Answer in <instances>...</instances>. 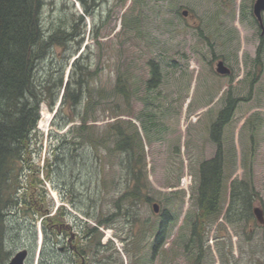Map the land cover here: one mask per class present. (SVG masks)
I'll return each mask as SVG.
<instances>
[{
	"label": "rangeland",
	"instance_id": "obj_1",
	"mask_svg": "<svg viewBox=\"0 0 264 264\" xmlns=\"http://www.w3.org/2000/svg\"><path fill=\"white\" fill-rule=\"evenodd\" d=\"M87 1L90 14L79 0H45L41 21L47 36L58 28L72 31V22H76V30L73 41L53 48L42 63V72L52 66L60 68L76 52L66 67L65 81L75 60L89 64L96 89L110 91L119 74L129 75L133 95L129 103L121 101L130 112L122 119L138 128L153 202L141 204L135 218H111L125 178L118 175L116 161L108 168L106 160L103 182L97 185L99 176L89 157V166L82 169L86 185L78 181V171L64 176L67 184L63 182L60 191L46 183L54 201L48 214H38L51 207L49 198L43 202L45 192L40 188L39 192L34 190L35 196L30 195L31 206L37 210L21 207L7 216L5 246L10 258L6 264L22 250L28 251L26 264H72V256L60 251L62 229L78 237L79 249L93 250L86 264H264V225L256 218L240 227L227 223L222 216L205 225L197 249L189 245L198 212L195 195L199 164L216 153L209 130L231 86L234 97L248 100L239 104L226 129L224 148L227 153L235 149L237 159L226 167L232 178L227 182L223 215L230 203L232 181L250 176L244 159L252 161V183L258 194L254 208L264 210V74L257 76L254 63L261 37L252 17L255 0H126L125 5L119 0ZM185 10L187 17L182 15ZM150 61L158 62L163 74V83L156 91L147 90ZM221 61L231 70L230 75L217 73ZM253 79L257 82L251 86ZM96 105L98 110L91 117L98 122L89 124L102 127L112 121L110 112L104 111L111 103L102 100ZM51 115L43 105L38 128L45 137L53 128ZM256 115L259 118L252 124L259 130L252 140V124H245ZM47 153L46 138L40 158H35L38 166L44 165ZM39 177L43 179L44 173ZM71 189L76 195L73 203L67 197ZM89 193L97 200L95 208L88 201ZM155 203L161 210L168 209L176 223L166 245L154 253L160 222V214L153 211ZM59 207L60 211L64 208L63 222L53 233L48 227ZM89 209L96 217L111 218L110 226L98 229V247H90L93 241L85 239V230L97 227L94 218L85 217ZM136 215L139 220L134 221Z\"/></svg>",
	"mask_w": 264,
	"mask_h": 264
},
{
	"label": "trees",
	"instance_id": "obj_2",
	"mask_svg": "<svg viewBox=\"0 0 264 264\" xmlns=\"http://www.w3.org/2000/svg\"><path fill=\"white\" fill-rule=\"evenodd\" d=\"M79 2L85 12L90 14L88 1ZM119 2L121 5L126 4V0ZM44 6L45 0H0V264H6L10 258L5 246L4 223L7 216L21 207L37 210L31 206L30 195L35 196L34 190L39 192L40 188L45 192L43 202L46 204L49 198L51 207L49 211L42 210L38 214H48L53 209L54 201L49 197L46 183L60 191L62 183L67 184L64 176L69 172L73 174L78 171V181L83 182V186L86 185L82 169L89 166V157L92 158V164L99 176L97 185L103 182L107 161L108 168L116 161L118 175L125 178L111 218L134 217L139 213L141 204L150 205L153 202L149 195L147 163L138 128L122 119L130 112L121 101L129 103L133 95L129 75L119 74L110 91L96 89L92 85L93 75L89 64L81 65L75 60L65 81L66 67L76 52L73 56H68L66 63L60 68L52 66L43 73L42 63L53 48L65 46L68 41H73V30H76V22H72V31L58 28L55 33L47 36L41 21ZM252 17L257 23L253 12ZM81 43L78 42L79 45ZM254 63L257 76L263 75L264 36L260 37ZM149 68L147 90L156 91L163 83L161 66L158 62L150 61ZM255 82L257 81L253 79L251 86ZM224 96L223 108L218 112L209 130L216 153L213 158L202 161L198 169L195 195L198 212L189 240V245L195 249L202 243V230L208 223L224 216L227 223L243 227L251 224L255 218L253 210L258 194L252 183V161L246 159L244 167L249 170L250 176L246 175L244 180L235 178L232 181L230 203L226 214L223 215L227 201V182L232 178L227 175L226 167L229 162L234 163L237 159L235 149L227 153L224 148L226 129L232 123L239 104L248 100L234 97L232 86ZM102 100L111 103L104 111L110 112L109 119L112 121L102 127L89 124L91 121L98 122V118L91 117V113L98 110L96 103ZM59 102L60 106L51 122L53 128L45 137L38 128L42 106L46 105L53 113ZM258 118L257 115L251 117L245 126ZM250 130L251 139L254 140L259 128L253 123ZM46 138L48 153L44 165L40 167L35 158H40ZM40 172L44 173L43 179L39 177ZM70 184L71 188L74 187V180ZM74 196L76 195L71 189L67 195L70 203H73ZM80 196L85 197V193L81 192ZM88 198L95 208L97 200L91 193ZM38 202H41L40 199ZM60 209H57L49 223L48 228L53 233L63 222L64 208L61 211ZM159 214L154 253L166 245L171 229L176 223L175 217L168 209L161 210ZM85 217L97 221V227L85 230V239L93 241L90 247L94 244L98 247L101 238L98 229L100 226H110L111 218L96 217L90 209L85 213ZM136 220H139L138 215L134 221ZM92 251L90 248L79 249L76 258L87 261L88 254Z\"/></svg>",
	"mask_w": 264,
	"mask_h": 264
},
{
	"label": "water",
	"instance_id": "obj_3",
	"mask_svg": "<svg viewBox=\"0 0 264 264\" xmlns=\"http://www.w3.org/2000/svg\"><path fill=\"white\" fill-rule=\"evenodd\" d=\"M252 11L258 23V26L261 29V36H264V0H255ZM188 15H189L188 11L186 10L183 11L184 17H187ZM216 71L221 76H227L231 74V70L222 61L218 63ZM59 106H60V102L58 103L53 113L52 119L57 113ZM153 211L156 214H159L161 211L160 205L157 203L153 204ZM253 212L258 224L264 225V210L261 207H255ZM27 259H28V251L22 250L15 254V256L11 259L9 264H26Z\"/></svg>",
	"mask_w": 264,
	"mask_h": 264
},
{
	"label": "flooded vegetation",
	"instance_id": "obj_4",
	"mask_svg": "<svg viewBox=\"0 0 264 264\" xmlns=\"http://www.w3.org/2000/svg\"><path fill=\"white\" fill-rule=\"evenodd\" d=\"M94 5H95V7H97L95 3H94ZM97 5L99 6V3ZM69 228H71V227H69ZM60 236L62 239V245L60 247L61 253L62 254H66V253L70 254L74 260L72 262V264H79L80 262L77 263V260L75 259L76 255L79 253V247L76 245L78 237L76 235L69 236L67 234L66 230L64 231L63 229H62ZM80 264H86L85 260H83Z\"/></svg>",
	"mask_w": 264,
	"mask_h": 264
},
{
	"label": "bare ground",
	"instance_id": "obj_5",
	"mask_svg": "<svg viewBox=\"0 0 264 264\" xmlns=\"http://www.w3.org/2000/svg\"><path fill=\"white\" fill-rule=\"evenodd\" d=\"M51 117H52V115H51ZM51 119V118H50ZM41 120V119H40ZM50 122V121H49Z\"/></svg>",
	"mask_w": 264,
	"mask_h": 264
}]
</instances>
